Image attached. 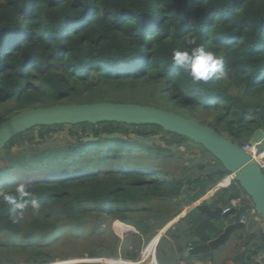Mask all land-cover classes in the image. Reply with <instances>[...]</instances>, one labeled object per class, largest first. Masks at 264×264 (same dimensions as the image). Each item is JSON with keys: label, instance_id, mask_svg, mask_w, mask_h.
Returning a JSON list of instances; mask_svg holds the SVG:
<instances>
[{"label": "trees", "instance_id": "obj_1", "mask_svg": "<svg viewBox=\"0 0 264 264\" xmlns=\"http://www.w3.org/2000/svg\"><path fill=\"white\" fill-rule=\"evenodd\" d=\"M188 39L223 59L225 79L194 85L174 65L175 51L190 50ZM102 101L178 110L193 120L204 111L213 118L201 123L238 146L249 143L257 130L264 131V0H0V123L28 109ZM120 127L124 136L129 129L143 137L161 132L156 126L79 124L71 126L66 137L75 138L79 146L87 133L99 142ZM63 128L30 129L9 142L0 164V192L15 195L19 183L8 181L12 172L23 175L42 168L54 173L50 163L59 164L58 156L25 147ZM150 147L153 154L164 151L153 159L172 158L171 151ZM13 148L22 149L12 156ZM110 154L108 150L97 161L108 160ZM90 170L83 176L28 184L40 213L33 215L29 207L27 219L18 223L0 197V243L8 252L23 257L24 264H50L58 257L48 248L65 231L81 232L90 216L97 221L93 231L104 235L103 227L113 237L111 248L104 249L106 256L117 257L119 245L111 222L133 226L139 233L133 245L137 252L122 256L135 260L167 220L179 214L167 213L180 206L179 200L164 212L152 211L150 201L177 200L181 180L160 179L157 170ZM103 216L110 220L100 221ZM175 251L182 254V248ZM103 255L90 251L87 258ZM5 263L19 264L8 259Z\"/></svg>", "mask_w": 264, "mask_h": 264}, {"label": "water", "instance_id": "obj_2", "mask_svg": "<svg viewBox=\"0 0 264 264\" xmlns=\"http://www.w3.org/2000/svg\"><path fill=\"white\" fill-rule=\"evenodd\" d=\"M105 123L132 127L156 126L169 135L164 138L165 141H169L172 135L200 146L220 165L221 171L226 173L224 175L222 172L217 174L203 172L185 181L181 195L188 208L183 212L182 219L191 233L194 246L185 250L184 257L205 256L231 242L239 243L244 236L246 246L258 236L254 230L255 223L242 222L241 217L254 209L264 224V173L261 168L240 146L218 134L213 128L174 112L153 106L112 102L28 109L0 123V152L14 137L30 129L64 126L63 130L58 132V136L62 137L69 135L67 126L79 124L95 126ZM127 135L103 134L102 138H129L142 145L162 146L160 134L142 137L135 135L130 129ZM35 137L38 138L37 131ZM96 140L97 137L87 133L82 141ZM263 141L264 131L257 130L249 143L260 145ZM165 148L174 152L177 144ZM227 176H230L233 182L224 189H219ZM226 195L229 202L237 204L223 213L222 196ZM244 196L249 199V203H244ZM243 248L247 249V246ZM244 255V252L239 253L232 261L236 262L239 259L240 261L237 260L236 263L244 262Z\"/></svg>", "mask_w": 264, "mask_h": 264}, {"label": "rangeland", "instance_id": "obj_3", "mask_svg": "<svg viewBox=\"0 0 264 264\" xmlns=\"http://www.w3.org/2000/svg\"><path fill=\"white\" fill-rule=\"evenodd\" d=\"M104 100H108V99L106 98ZM102 102H106V101H102ZM176 112L181 113L182 111L177 110ZM182 114L186 115L184 112H182ZM197 115L199 116V118H195L194 120H198L200 122L201 120L210 122L213 118V114L209 115L207 112L204 111H200ZM67 128L70 130L71 126H67ZM122 132H125V129L123 127H120L119 131L117 132L105 133V134L115 133V134L124 135ZM52 134L53 135H50L49 137H45L44 139L41 140L37 139L35 141H32V145L26 146L25 148L34 149L35 147L37 150L42 149L38 152L40 154L58 156L57 158L60 162L59 164L53 166L52 165L53 162L52 164L50 163V165L54 169L53 170L54 173L44 172L42 168L35 169L34 172H30L28 174H23V175L21 172L15 171L11 173L10 179H8V181H11L13 183L17 182L19 184L23 183L25 185H28L35 181L62 177L61 175H64V178H73L77 176L87 175L92 171L90 169L94 168V170H96L95 174H100L101 172L106 173V172H112V171L117 172L123 170H139L142 171L143 173H149L151 170H157V172L159 171V173L157 174L158 178L166 179V180L177 179V180H181L184 184L188 178L195 177L197 173L209 167V164L205 162L213 160L210 154L204 152V150L200 146L194 145L190 141H185V140L181 141L179 140L178 137L172 135H170L171 138L169 141L170 144H167L164 141V143H162V146L155 145L156 147H160L161 151H163L162 149H165L167 151V149L164 148L165 146L170 147V145L172 144H177V149L173 153L168 152L169 156H172V158L165 160L164 159L157 160L153 158H160L161 156H164L163 154L164 151L162 152V155L153 154V152L150 153L149 152V149L151 148L150 146L142 145L139 142L129 138L127 139L103 138L99 142L96 141L83 142L82 141L83 138H82L81 139L82 144L77 146L75 138H68L65 135L59 137L58 134L56 133H52ZM161 135L165 136L164 133H162ZM34 137H35V133H34ZM45 148H50L51 150H54L56 148H61V149L56 151H46ZM260 148H264V143ZM21 149L22 148H18V149L13 148L11 155L16 156ZM108 150L111 151L110 156H112L114 152H118V153L113 155L108 160L97 161L98 159H103V157L107 155ZM5 152L4 151L0 152V164L6 159ZM199 158L201 159V161H199ZM92 161L94 162L92 163ZM199 164L203 165V168L201 170L196 169V166H198ZM218 170L220 171L221 169ZM222 199H223L222 202H229L227 195L224 197L222 196ZM178 200L179 199L177 200L173 199L170 201L154 199L150 201L151 209L152 211L160 210L161 212H164L165 209L169 207L168 205L171 202L174 203L177 202ZM174 211H177L176 207H170L168 208L167 213H169L170 215V213H173ZM140 216L146 217L145 215L142 214ZM27 217L28 214L24 213L23 221L26 220ZM105 219L110 220V218L108 217L105 218L103 216L100 221ZM86 221L87 224L85 225V227L82 229L81 232L65 231L62 237L58 241L54 242L53 245H51V247L48 248L49 253L52 256L58 257L57 260L63 262V264H70V263L79 264L80 262H86V258L88 257L87 256L88 252L94 251L99 253V252H103L104 249L107 250V248H111L113 237H111L109 231H105L106 229L102 227V230L105 233L104 235H101L100 231L98 230L93 231V227L97 225V221L95 218L87 216ZM179 226H180L178 227L179 230L183 229L181 228V224ZM115 229L117 234L121 237L126 235L127 232L129 231L131 232V229L129 227L121 225L120 222L115 223ZM149 243L144 246V250L149 245ZM153 246L154 244L148 246L147 249L148 253L153 252ZM219 249L222 250V248ZM220 250H218L217 252H219ZM184 252H182L181 255H184ZM215 253L216 252H211L206 256H214ZM204 258L205 257L199 258V262H197V264H206L205 262H202ZM7 259L18 261L19 264H24L23 257L17 255L14 252L11 251L8 252V250L4 246V243L3 244L0 243V262L6 264L5 261ZM174 259L175 257L172 254L166 256V260L169 263H173ZM56 261L50 264H55ZM106 262L111 264L124 263L122 261L114 260V259L112 260L108 259L106 260Z\"/></svg>", "mask_w": 264, "mask_h": 264}, {"label": "clouds", "instance_id": "obj_4", "mask_svg": "<svg viewBox=\"0 0 264 264\" xmlns=\"http://www.w3.org/2000/svg\"><path fill=\"white\" fill-rule=\"evenodd\" d=\"M186 45L188 46V48L190 50H183V51L177 50V51H175L173 53V63L176 67H178L180 70H182L185 74L190 76L192 83L194 85H201V84L207 85V84H210L214 81H220V80H223L226 78L227 72H226L224 61L222 58H218L211 51H206L203 46H196L197 45L196 39L186 40ZM177 114H179V113H177ZM179 115H181V114H179ZM195 121H198V120H195ZM166 135H168V134H166ZM179 140L182 141L183 139H179ZM169 141H167V142H169ZM263 143H264V141L260 145H255V146H258V150L260 153H264V148H260ZM183 144H184V142H183ZM247 144H250V143H247ZM172 145H170V146H172ZM250 145H252V144H250ZM243 146H240L241 149ZM212 162H216V161L213 159ZM256 163H257V161H256ZM217 165L220 167V165L218 163H217ZM258 166H259V164H258ZM220 169H221V167H220ZM261 170L264 173V169L261 168ZM140 172H142V171H140ZM203 172H206V169H204L203 171H200L199 173L201 174ZM219 172H222L224 175H226V173H224L221 170ZM215 174H217V172ZM231 182H233V181L230 180V176H227V178L219 186V189H224ZM180 196L182 197L181 194H180ZM0 197H2L3 203L8 205L11 212L13 213V222L14 223H18L19 221L23 220L24 213L28 210L29 207H31L33 215L38 216L40 213V204L37 202V198L34 196V194L32 192H30L28 190V186L23 184V183L18 184L15 187V195L5 194L3 192H0ZM182 199H183V197H182ZM243 200H244V203L250 202L249 199L245 196L243 197ZM183 201L185 202L184 199H183ZM236 204H237V202H228L226 206H223L224 207L223 213L227 212L232 206H235ZM184 208H186V210H187V208H188L187 203H185ZM241 221L246 222V223L253 221L255 223V228H254L255 232L259 236L264 234V224H263L260 216L258 215V213L254 209H251V211L247 215L242 216ZM121 225L128 227L127 225H125L123 223H121ZM116 236H119V235L116 234ZM226 246L229 247V251H230L233 248V246H235V243L231 242L230 244H228ZM226 246H224V247H226ZM142 251H144V249ZM204 257L206 258L207 256L205 255ZM199 258H201V256ZM108 259L119 260V261H122L126 264H140V262H131V261L123 259L121 257H119V258H115V257L86 258V262H80L79 264H111V263L106 262V260H108ZM196 260H197L196 262H199V259H196ZM55 264H63V262L57 260L55 262Z\"/></svg>", "mask_w": 264, "mask_h": 264}, {"label": "crops", "instance_id": "obj_5", "mask_svg": "<svg viewBox=\"0 0 264 264\" xmlns=\"http://www.w3.org/2000/svg\"><path fill=\"white\" fill-rule=\"evenodd\" d=\"M199 161H201L200 158H199ZM212 161L213 160L205 162L209 164V167L206 169V172H212L215 174L216 172L219 171L218 169H220V167L217 165L216 162H212ZM198 174L200 173H197V175ZM174 178H177V177H174ZM178 198L180 201V206L176 208L177 211L170 213V215L168 216L172 217L177 212H179V214L175 216L173 220L171 219L169 221L168 219L165 225L163 226V228L161 229L162 231L160 230L149 241L150 243L148 242L149 245L154 244L153 252L152 253L147 252L149 245L146 247L144 251H142L144 249L143 247V249L139 251L138 253L139 257L136 258L135 260L124 258L122 254L126 253L127 255H132V252H137V250H135V246L133 245H135L134 241L136 237L139 235L138 231L133 226L127 225L128 227H130L131 232L130 231L127 232V234L122 237L116 236L117 232L115 229V223L119 221L111 222L110 225H111L113 234L119 239V245L116 251L117 257L115 258L121 257L131 262H140V264H197L196 259H199V257L198 258H195V257L187 258V257H184L183 255L178 254L175 251L177 247L182 248V252H184L185 250L192 248L194 246L191 240V233L187 229V226L184 220L182 219V214L183 212L186 211V208H184V205L186 202L183 201L181 196H179ZM227 203L228 202H224L223 206H226ZM180 224H181V228H183L181 230H179L178 228L180 227L179 226ZM184 230L187 231V236L182 235V232ZM248 232H253V231H248ZM159 243H160V248H158L157 250V246L159 245ZM99 253L104 254L102 258L111 257V256H106L104 251L99 252ZM171 254L175 257V260L173 261V263H169L166 261V256H169ZM164 256H165V259H164ZM231 257H234V253L233 252L230 253V251L228 250V246H226V247H223L222 250H220L219 252H216L214 256H207L206 258H204L202 262H205L206 264H224V261L226 259H230ZM119 264H125V263H119Z\"/></svg>", "mask_w": 264, "mask_h": 264}, {"label": "flooded vegetation", "instance_id": "obj_6", "mask_svg": "<svg viewBox=\"0 0 264 264\" xmlns=\"http://www.w3.org/2000/svg\"><path fill=\"white\" fill-rule=\"evenodd\" d=\"M158 134H162L160 132L157 133ZM165 136H162V143H164V138L166 137V133H164ZM260 243H262V246H260ZM193 244V243H192ZM245 244V236L243 237V239L235 244V246H233V248L230 250V253H234V257H231L230 259H226L224 261V264H264V234H262L261 236H257L255 239L251 240L249 244H247V249H244L243 247ZM220 250V249H218ZM217 250V251H218ZM229 250V247H228ZM244 252L245 255L243 257V261L244 262H233L232 260L238 256L239 253ZM240 261V260H239Z\"/></svg>", "mask_w": 264, "mask_h": 264}, {"label": "built area", "instance_id": "obj_7", "mask_svg": "<svg viewBox=\"0 0 264 264\" xmlns=\"http://www.w3.org/2000/svg\"><path fill=\"white\" fill-rule=\"evenodd\" d=\"M242 150L247 152L248 154L251 155V157L257 161L259 166L264 169V153H260L258 150V146L255 145H250V144H245L242 147Z\"/></svg>", "mask_w": 264, "mask_h": 264}]
</instances>
